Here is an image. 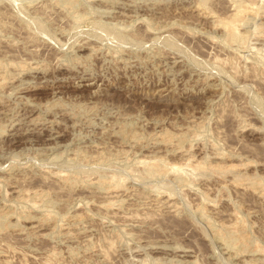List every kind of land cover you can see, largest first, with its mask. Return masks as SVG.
<instances>
[{
  "label": "rangeland",
  "instance_id": "obj_1",
  "mask_svg": "<svg viewBox=\"0 0 264 264\" xmlns=\"http://www.w3.org/2000/svg\"><path fill=\"white\" fill-rule=\"evenodd\" d=\"M0 264H264V0H0Z\"/></svg>",
  "mask_w": 264,
  "mask_h": 264
},
{
  "label": "bare ground",
  "instance_id": "obj_2",
  "mask_svg": "<svg viewBox=\"0 0 264 264\" xmlns=\"http://www.w3.org/2000/svg\"><path fill=\"white\" fill-rule=\"evenodd\" d=\"M244 7H245V6H244ZM242 8H243V7H242ZM253 8H254V7H253ZM244 11H246V13H248L247 9H245V10H243V11L240 10V11H239V12L233 17V19H231V20L228 21V22H225V21H224L225 23H223V21H221V23H223V24H224V27H226L228 30L230 29L229 31L231 32V30L234 28L233 26L236 25L235 23L238 21V19H240V17H241L242 15H244V14H243ZM252 11H253V10H252ZM252 13H253V12H252ZM248 14H249V13H248ZM248 18H249V17H248ZM219 23H220V22H219ZM239 23H240V22H239ZM237 24H238V22H237ZM238 25H239V24H238ZM218 26H219V25H218ZM237 27H238V26H237ZM231 28H232V29H231ZM235 29H236V28H235ZM225 30H226V29H225ZM230 32H229V33H230ZM232 32H233V30H232ZM235 32H236V31H235ZM229 33H228V34H229ZM230 34H231V33H230ZM233 34H234V32H233ZM235 34H236V33H235ZM235 34H234V35H235ZM252 126H253V125H252ZM160 159H161V158H160ZM224 159H225V158H224ZM142 161H143V160H142ZM162 163H163V162H162ZM148 165H149V164H148ZM215 165H216V164H215ZM146 166H147V165H146ZM178 166H179V165H178ZM187 166H188V165H187ZM193 166H194V165H193ZM144 167H145V166H144ZM156 167H157V166H156ZM172 167H174V166H172ZM180 167H181V166H180ZM185 167H186V166H185ZM188 167H190V166H188ZM150 168H151V167H150ZM159 168H161V167H159ZM165 168H166V167H165ZM186 168H187V167H186ZM186 168H185V169H186ZM190 168H191V167H190ZM196 168H197V167H196ZM200 168H201V165H200ZM219 168H220V167H219ZM229 168H230V167H229ZM233 168H234V167H233ZM147 169H148V168H147ZM163 169H164V168H163ZM192 169H193V168H192ZM225 169H226V168H225ZM158 170H159V169H158ZM165 170H169V169L166 168ZM171 170H175V171L177 170V171H182V172L184 171V170H182V168H178V167H177V168H174V169H170V171H171ZM231 170H232V169H231ZM153 171H154V169H153ZM170 171H169V172H170ZM177 171H176V172H177ZM182 172H181V173H182ZM214 172H215V171H214ZM159 173H160V172H159ZM178 173H179V172H178ZM178 173H176V174H178ZM54 174H55V173H54ZM155 174H157V173H155ZM155 174H154V175H155ZM162 174H163V173H162ZM170 174H171V172H170ZM226 175H227V174H226ZM182 176H183V175H182ZM225 177H226V176H225ZM115 180H116V179H115ZM119 185H120V184H119ZM116 186H117V185H116ZM110 188H111V187H110ZM123 188H124V187H123ZM125 191H126V190H125ZM236 218H237V217H236ZM257 250H258V249H257Z\"/></svg>",
  "mask_w": 264,
  "mask_h": 264
}]
</instances>
